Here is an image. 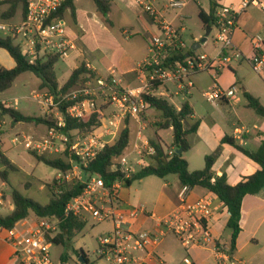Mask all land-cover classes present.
Segmentation results:
<instances>
[{"label": "built area", "instance_id": "1", "mask_svg": "<svg viewBox=\"0 0 264 264\" xmlns=\"http://www.w3.org/2000/svg\"><path fill=\"white\" fill-rule=\"evenodd\" d=\"M67 0H26L27 10L18 24L0 23V30L7 31L18 40L22 54L30 64L48 55H60L68 58L77 50L76 43L67 35L64 19L59 16ZM145 13L157 27L149 43V54L138 67L137 85L123 87L122 73L116 67L109 69L107 77L90 79L85 86L75 87L67 93L55 97L45 93L44 103L50 109L59 110L56 127L48 129V136L42 141L29 135H16L12 141L25 144L39 154L52 152L55 139H60V149L66 154L71 168L67 172L59 171L58 185L69 182L72 185H84L81 194L73 197L66 205L65 216L87 221L90 217L98 222L111 221L113 229L97 237L98 259L109 264H147L148 257L162 263L156 249L168 233L174 235L187 248L192 245H204L211 241L209 223L214 209L210 199L203 197L194 203L186 198L191 187L184 185L180 193L183 205L164 218L156 220L153 230L136 231L132 219L139 215L149 216L144 206L132 207L128 211H118L114 205L120 202L121 189L127 180L143 168L146 158L154 153L147 134L149 125L143 118L150 108L147 96L189 97L196 88L195 76L207 73L211 76V86L202 95L211 105L218 107L222 102H236L241 90L237 84L225 88L219 83V75L232 62L246 60L253 72L264 78V37L254 35L251 39L252 54L246 57L234 46L233 33L241 12L250 7L264 8L263 0H241L239 9L220 4L214 12V26L217 30L216 41L220 48L213 56L207 54H187L189 50L184 40L182 28L176 26L151 4V0H139ZM186 0H167L168 9H182ZM87 68L91 71L90 67ZM173 83L175 91L167 86ZM17 101V99H16ZM65 103V113L60 107ZM65 115L71 118L89 121L96 116L97 126L83 135L78 131L71 134L61 132L65 126ZM135 132L129 153L124 152L115 159L113 170L122 176L107 187L105 180L97 175H87L86 169L97 158L106 145L113 142L121 128ZM1 143V136H0ZM127 147V148H128ZM126 148V149H127ZM59 152L58 149H56ZM173 151L170 152L172 154ZM85 178V179H84ZM62 193V189H58ZM3 194L0 192V204ZM27 227L9 230L0 226V241L13 248V255L20 264H56L51 256L54 239L60 232L62 220L57 217H36L34 222L26 218ZM220 264H242L233 258L229 245L216 244ZM145 255L143 256L142 255ZM186 263H191L189 258ZM58 264H61L58 263Z\"/></svg>", "mask_w": 264, "mask_h": 264}, {"label": "crops", "instance_id": "2", "mask_svg": "<svg viewBox=\"0 0 264 264\" xmlns=\"http://www.w3.org/2000/svg\"><path fill=\"white\" fill-rule=\"evenodd\" d=\"M109 1L111 8L107 16L99 12L94 0H74V10L68 9L65 12L64 21L67 35L76 43L77 50L64 59L66 64H64L61 70V77H64L63 80H60L56 72L61 86L66 83L73 70L81 63H86V66L90 67L96 77H107L109 69L116 67L122 73L121 85L123 87L137 85L138 67L149 54V43L152 35L157 33V27L145 13L143 5L139 0ZM186 1L187 4L182 10L191 9V0ZM150 2L162 11L168 20L182 28V33L184 34V19L186 16L180 12V9H168L165 7L166 1L162 2V0H151ZM219 2L233 9H239L241 0L231 3H224L222 0ZM0 5L6 6V9L0 14L1 19L9 21L15 18L16 15L12 18H3L9 5L7 3ZM257 8L264 14V8L260 7H250L241 12L237 27L233 33L234 46L240 49L246 57L252 54L251 39L254 34L257 31H264V17L260 16L258 18L254 13L249 11ZM204 35L205 33H200L195 39L200 41ZM203 46H205V43H201L199 48H203ZM245 62L247 61L240 60L236 61L237 66L231 65L229 69L231 72H229L230 76L224 73L225 70L222 71L218 78L219 83H223L225 80V83L222 84L225 88L237 84L241 90V95L243 94L244 96L245 92H249L258 97L264 105L262 87L257 82L249 81L240 74V68H242ZM0 66L8 69L16 66L14 58L3 48H0ZM40 86L41 84L39 88ZM41 91L48 92L47 88L41 89ZM242 100L241 97L236 102L224 101L218 107L214 106L219 113V123L217 122L218 120L211 118L213 123L212 129L209 128L208 134L201 135V139L196 144L191 143V149L186 152L189 153L196 149V154L187 157L186 153H184L191 171L201 170L205 167V157L216 151L226 135L233 137L240 145L252 151H257L262 146L264 143V126L259 130L253 131L243 124L237 115L231 118L225 109H223L225 105L239 104ZM0 101L13 107L12 103L6 99ZM245 101L247 106L248 102L246 98ZM13 108L17 109V107ZM193 117L200 120L197 134H202L204 126L207 125L204 123L203 118H199L195 114V111ZM16 123L20 124L21 122H14L10 117H5L0 126L9 125L11 128H15L18 125ZM3 129L5 130L4 127ZM164 130H170L173 133L172 128ZM160 131L162 130L156 129L155 133L157 132L168 145L166 140L160 135ZM22 133L25 134L23 131ZM172 143L173 135L172 142L168 146H171ZM2 144L3 138L1 137L0 146L2 151H4ZM4 152L11 159L9 152ZM11 161L13 162L12 159ZM258 169H260V166L257 162L230 144H223L222 152L214 164L215 173L220 176L225 173L231 185H236L243 177L254 174ZM161 179L162 183L160 185H153L144 194L141 187L133 188V184L130 186L125 185L121 189V199L119 203L114 205L115 209L118 211H128L132 207L144 206L149 213V216L139 215L137 218L131 220L136 231L155 229L157 219L166 217L183 205L180 193L184 184L179 177L171 174ZM145 180V178L140 179V182H145ZM1 182V187L8 185L2 180ZM203 197L210 199L214 209L213 218L209 223L211 241L204 245H192L187 248L177 237L168 233L156 249L157 256L161 259L162 263H157V260L148 257L147 264H189L185 262L186 258L190 259V264H220L216 244L229 245L230 243L231 231L227 227L229 213L225 205L215 194L200 186L190 189L186 202L194 203ZM13 208L14 205H11L10 210H13ZM240 226L242 230L236 243L233 258L241 261L242 264H264V187L258 194L247 195L244 198ZM112 229L113 224L110 231ZM15 259L13 248L4 241H0V264H10Z\"/></svg>", "mask_w": 264, "mask_h": 264}, {"label": "trees", "instance_id": "3", "mask_svg": "<svg viewBox=\"0 0 264 264\" xmlns=\"http://www.w3.org/2000/svg\"><path fill=\"white\" fill-rule=\"evenodd\" d=\"M98 10L104 16L110 12L111 4L109 0H94ZM210 11L206 12L200 9L198 16L203 23L204 29L208 26H214V12L220 5V0H209ZM7 3L9 6L4 13L3 18H12L16 15L18 8L22 5L21 18L27 10L26 0H4L0 4ZM74 10V0H67L59 12V16L64 19L65 12ZM0 48L9 52L14 58L16 66L8 69L0 66V91L4 92L10 89L16 79L25 72H32L42 80L41 89L47 88L48 92L55 97L61 96L74 87L95 78V74L87 69L86 63H81L64 85H60L55 65L62 59L60 55H48L42 59H38L34 64H30L27 57L22 54L21 46L15 42V38L11 35L5 37L0 36ZM194 54L195 50H189L185 54H180L185 58L187 54ZM221 74V73H220ZM84 85V86H85ZM247 100V106L252 108L258 115L264 117V105L260 99L249 92L244 93ZM147 102L150 108H154L161 112L160 120L155 124L157 130L170 129L173 130V143L168 146L163 139L155 133L154 138L150 139V145L154 148V153L150 154L146 159L149 163L136 173L132 179L127 180V185L130 186L133 181L146 178L148 176H157L164 178L171 174L179 177L184 185L191 188L200 186L208 189L215 194L220 201L225 205L229 213L227 227L231 231V239L229 243V251L233 254L236 250V243L241 233V211L242 203L247 195L258 194L264 187V143L257 151H252L247 147L240 145L233 137L226 135L216 151L205 157V167L201 170L191 171L189 162L184 157V153L191 149L189 136L197 133L200 126V120L195 119L194 109L188 99H186L180 108L173 105L166 96H147ZM71 103H65L60 107V110L65 113L67 106ZM10 117L14 122H33L36 124H44L48 129L56 127L57 121L50 119L47 116H28L19 110L0 101V121L4 117ZM65 126L60 130L63 133L71 134L74 131L79 133H88L92 131L98 124L96 116H93L89 121H83L77 118H71L65 115ZM132 132L128 128L122 127L117 138L106 145L99 153L97 158L86 169L87 175L97 174L105 180L107 187H110L114 182L122 176L118 170H113L115 159L122 155L131 141ZM223 144H230L237 150L257 162L260 166L254 174L243 177L236 185H231L228 182L227 175L224 173L221 176L214 171V164L217 157L222 152ZM178 149H182V154H179ZM173 151L172 154L170 152ZM39 162H43L48 166L67 172L71 168V164L63 158L51 159L44 154H39L37 151H29ZM68 154V152L66 153ZM0 178L3 182L11 186L9 175L12 172H18L19 167L11 161V159L2 151L0 146ZM13 187V186H12ZM52 197L46 204H41L37 200L26 196L20 190L13 187L12 200L14 208L8 215L0 214V226L6 229H13L21 220L28 218L31 213L38 217H57L62 220L60 232L54 239L56 245L68 244L74 234L75 229L81 230L85 227L86 221L79 220L75 217H66L65 208L67 203L75 196L82 193L84 185L77 183L71 187L58 185L55 180L53 184L48 185ZM62 189V193L58 192ZM78 258L83 256L86 263L91 264L87 254L81 249L76 250ZM63 262L68 260L67 256H62Z\"/></svg>", "mask_w": 264, "mask_h": 264}, {"label": "rangeland", "instance_id": "4", "mask_svg": "<svg viewBox=\"0 0 264 264\" xmlns=\"http://www.w3.org/2000/svg\"><path fill=\"white\" fill-rule=\"evenodd\" d=\"M167 0H162L165 2ZM224 3H231L237 2V0H222ZM191 9H180L182 13L185 14L186 18L184 19V40L186 41L188 50H195L194 46L198 40L195 38L198 35L206 33V29H204L203 23L201 22L198 13L200 9H204L207 12L210 11V1L209 0H191L190 1ZM6 9V6L0 5V14L1 12ZM18 12L14 19L9 21H4L0 17V22L11 24L15 23L18 24L21 21V9L22 5L19 6ZM179 10V9H177ZM250 12L254 13L258 18L260 16L264 17V14L261 12L260 9H253L249 10ZM9 34L7 31H0V35L6 36ZM216 34L217 30L213 28L211 34L208 37V41L205 42V46L203 48L196 49L195 52L200 54H207L209 56L215 55L220 48V44L216 41ZM261 34L264 37V31H257L254 35ZM18 43V40H15ZM66 64L65 60L62 58L56 64V72L60 78L63 80L64 77H61V70ZM232 66H237L236 62H232ZM229 68L225 70L224 73L227 75L229 74ZM231 73V72H230ZM240 74L249 81L257 82L264 92V78L259 77L253 70L251 69L250 65L245 62L240 68ZM227 77V76H226ZM263 79V80H262ZM225 81V80H224ZM223 81V83H225ZM196 82V89L193 90L192 94L189 97H184L183 95H175V96H166L169 98L170 102L175 105L177 108L181 107V104L188 99L191 105L194 108L195 114L199 116V118H203L204 123L207 126H204L202 130V134H192L189 136V140L192 144H196L199 139H201V135L208 134L209 128L212 129V121L211 118L218 120L219 123V113L218 110L215 109L213 105L208 103L202 95V92L209 86H211L212 79L211 77L206 74L202 73L195 76ZM42 83V80L38 78L32 72H25L21 74L16 81L14 82L13 86L4 91H0V100L6 99L12 103L13 107H17L25 115L28 116H47L50 119H57L59 118V110L58 109H50L44 103L46 97L44 96L45 93L41 91V86L39 85ZM220 82V85L223 84ZM85 84H81L77 87L84 86ZM167 86L171 89V91H175V86L173 83L167 84ZM242 97V101L239 104H229L225 105L223 109L227 112V114L233 118L235 115L241 120L243 124H245L249 129L256 131L261 129L264 126V117L258 115L253 109L248 108L246 106L245 97ZM17 99V101H16ZM232 102V101H231ZM8 116H6L7 118ZM5 118V117H4ZM3 118V120H4ZM143 118L147 121L149 128L147 131L148 136L154 138L155 130L157 129L156 123L161 118V112L154 109L149 108L147 113L143 115ZM2 124V121H0ZM18 124L15 128H11L9 125H2L0 126V136L3 138L2 148L4 151H8L11 159L13 162L19 167L18 172H12L9 175V180L11 182V186L8 184L6 187H1V180H0V191L3 194V203L0 204V214L1 215H8L11 213L10 206L13 205L12 200V189L13 187L23 192L28 197H31L41 204H46L49 202L50 198L52 197L51 191L48 185L57 181L58 184V177L59 171L55 168L46 165L43 162H39L29 151H35L34 149H29L25 146V144H18L14 143L12 139L16 135H29L33 137L35 140L42 141L48 135V126L44 124H36L33 122H21L16 123ZM5 128V130L3 129ZM5 133V135H4ZM89 133V132H88ZM160 135L166 140V142L171 144L172 142V131L170 130H162L159 132ZM34 134V135H33ZM82 134V133H80ZM87 133H84L85 135ZM36 135V136H35ZM4 136V137H3ZM135 138V132H132L131 135V142L133 144ZM54 150L52 152H46L44 155L51 159L63 158L68 161L67 155L61 151L59 148L61 143L60 139H55L54 141ZM132 144L125 150L126 153H129L132 149ZM59 150V152L56 151ZM196 149L192 150L189 153H186V156L189 157L192 154H196ZM147 160V159H146ZM149 163V160L146 161ZM1 168V165H0ZM85 179V178H84ZM145 182H140V180H135L132 182L133 188L141 187L143 190V194L153 185L157 184L160 185L162 183V179L157 176H148L145 178ZM66 184L67 186L71 187L72 184L69 182H65L62 184ZM13 186V187H12ZM36 215L31 213L28 217V220L34 222L36 219ZM16 227L19 230H24L27 227L26 219L21 220L17 223ZM112 227L111 221H103L98 222L97 220L90 217L86 223L85 227L81 230L75 229L73 237L71 241L66 245H54L51 249V256L52 259L56 264H82L78 260V255L76 250H83L90 261L91 264H109L104 260L98 259V242L97 237L101 234H107L110 232ZM62 256H67L68 260L63 262ZM18 259H15L10 264H19ZM18 262V263H17Z\"/></svg>", "mask_w": 264, "mask_h": 264}, {"label": "water", "instance_id": "5", "mask_svg": "<svg viewBox=\"0 0 264 264\" xmlns=\"http://www.w3.org/2000/svg\"><path fill=\"white\" fill-rule=\"evenodd\" d=\"M212 30H213V27H212V26H208V27L206 28V33H205V35H204V36L200 39V41H198V42L196 43V45L194 46V49H195V50L198 49V48L201 46V43H205V42L207 41V39H208L209 35L211 34ZM177 152H178L179 154H182L183 151H182V149H178ZM78 260H79L80 263H86V260H85V258H84L83 256L79 257Z\"/></svg>", "mask_w": 264, "mask_h": 264}]
</instances>
